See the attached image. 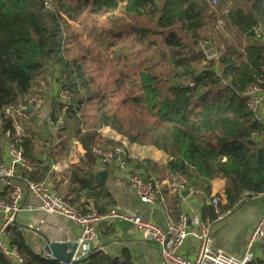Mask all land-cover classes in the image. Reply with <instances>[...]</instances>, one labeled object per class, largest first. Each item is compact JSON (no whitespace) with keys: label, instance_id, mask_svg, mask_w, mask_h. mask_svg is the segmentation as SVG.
Here are the masks:
<instances>
[{"label":"trees","instance_id":"obj_1","mask_svg":"<svg viewBox=\"0 0 264 264\" xmlns=\"http://www.w3.org/2000/svg\"><path fill=\"white\" fill-rule=\"evenodd\" d=\"M53 6L54 10L46 9L43 0H0V126L4 132L14 135L15 130L3 109L30 93L35 79L51 64L59 67V83L70 101L53 104L50 122L56 125L60 117L62 122L65 119L58 131L71 129L68 124H72L88 161L90 156L93 163L97 160L92 149L102 139L98 130L103 127L131 143L162 149L169 156V170L184 173L191 191L207 194L211 202L219 198L217 208L203 205V221L232 211L245 192H264V122L250 110L244 94L251 84L264 87V44L252 32L254 25L264 24V0H233L231 12L221 14L252 40L244 46L229 45L217 60L196 51L203 40L202 29L211 19L218 24L220 17L207 0H55ZM115 11L130 23L111 30L113 41L108 46L122 41L124 48L114 51V63L121 60L132 73L121 69L113 86L101 88L88 69L89 58L71 54L72 41L62 22L64 16L78 20L85 12L90 17ZM113 18L112 23H119V17ZM183 79H192L194 86L182 84ZM22 143L26 157L35 163L32 138L25 136ZM79 168L75 166V172ZM31 173L19 170L16 181L32 180ZM87 176L81 184L102 193L94 176ZM215 179L225 181L224 192L210 196ZM10 191L4 185L0 200L9 201ZM181 198L177 193L176 203ZM174 211L178 221L180 212ZM8 232L25 264H63L35 251L18 228L10 226ZM0 264L12 263L0 252ZM77 264L134 261L127 249L120 255L99 249ZM249 264H264V253Z\"/></svg>","mask_w":264,"mask_h":264},{"label":"crops","instance_id":"obj_2","mask_svg":"<svg viewBox=\"0 0 264 264\" xmlns=\"http://www.w3.org/2000/svg\"><path fill=\"white\" fill-rule=\"evenodd\" d=\"M251 40L252 38L248 37L247 41ZM34 86L30 93L18 101V105L26 109L22 120L37 133L25 134L32 138L34 146L32 156L35 163L31 160L35 166L31 171L32 181L48 179L53 190L62 197L72 200L74 203L72 204L80 211H97L99 209L102 211L101 213H107L116 210L125 215L142 216L163 228L167 227L168 222L177 221L173 215L177 212L174 211V208L180 212V215H199L201 217L203 205L211 204L207 194H196L193 191H190L187 196L180 195L182 198L176 203L177 192L167 182L168 174L171 171L168 168L169 156L165 151L154 145L131 143L126 137L110 127L99 129L98 133L102 139L96 142L93 148L108 149L124 143L127 145L132 170H142L141 162L149 160L155 174L161 177V197L153 205L142 203L131 189L126 174L120 172L115 166L102 165L98 159H95L93 163V156H90L92 162L88 161L86 149L73 131L71 129L58 131L60 125L51 124L49 114L56 99L47 100L45 95H40L39 91H35ZM261 118L264 122V105ZM64 120L63 118V122ZM44 128L49 131L42 133L41 130ZM75 166H80V170L75 172ZM104 170L107 171L106 179L104 184L99 186L96 182V175ZM89 173L94 176L95 186L103 189L102 193L99 194L95 189L81 184L80 180H87ZM3 186L4 184H0V189ZM224 186L223 179L211 181L210 196L223 194ZM263 215L264 197L235 206L232 211L219 219L214 221L206 219L204 222H210L212 225L211 236L217 249L229 254L241 255L246 249L253 227ZM11 226L18 228L33 249L42 253L43 256L47 253L44 252L46 241L42 235L52 242H76L79 238V228L71 220L59 215L45 216L41 211L22 212ZM9 236L8 232L10 241ZM94 247H98L109 255H120L127 249L134 264H164L156 244L143 239L134 231L129 222L121 218H113L100 223ZM197 252L198 243L190 235L181 246L180 253L185 258L193 260L196 258Z\"/></svg>","mask_w":264,"mask_h":264},{"label":"built area","instance_id":"obj_3","mask_svg":"<svg viewBox=\"0 0 264 264\" xmlns=\"http://www.w3.org/2000/svg\"><path fill=\"white\" fill-rule=\"evenodd\" d=\"M218 15H227L232 7H220V0H207ZM55 0H43L46 9H52ZM218 24L223 26L219 17ZM253 36L260 40L264 36V24L258 23L252 27ZM182 84L193 87L192 79H183ZM244 94L248 99V106L256 118L262 121L261 112L264 105V87L258 83L247 87ZM65 98H69L68 91H62ZM25 108L16 104L6 106L3 115L11 120L15 130L14 135L8 130L5 132L7 139L2 143L3 160L0 162V184L11 187L9 201L0 200V252L12 264H25L24 256L17 246L12 245L8 239V229L22 212L41 211L45 216L59 215L71 220L79 228V238L73 259L87 258L98 237V226L104 221L121 218L129 222L134 231L143 239H147L158 247L164 264H249L264 253V215L256 222L248 238L246 249L241 255L226 253L214 246L211 236L212 225L204 222L199 215L181 214L177 222L170 221L166 228L147 220L139 215H125L116 210L101 213L96 210L86 213L80 211L67 199L56 193L49 180L32 181L21 179L16 181L19 170L32 171L34 163L26 157L23 146L25 131L22 118ZM62 118L57 121L60 125ZM58 129V128H56ZM92 153L104 166H115L120 172L126 174L131 189L142 203L155 204L161 197L162 180L156 175L147 160L141 162L142 170H132L129 161L127 145L121 143L113 148L94 147ZM167 182L179 195L184 191H191L189 178L180 171H171ZM264 197V192L250 194L245 192L236 204L243 205ZM211 204L218 207L219 198ZM221 215L219 218H221ZM193 236L198 243V252L195 259H187L180 253V248L189 236ZM52 259L51 255H44Z\"/></svg>","mask_w":264,"mask_h":264},{"label":"rangeland","instance_id":"obj_4","mask_svg":"<svg viewBox=\"0 0 264 264\" xmlns=\"http://www.w3.org/2000/svg\"><path fill=\"white\" fill-rule=\"evenodd\" d=\"M220 1L223 7H233V0ZM53 8L55 9L56 6H53ZM209 8L216 12L220 9H213L210 4ZM113 17H119V23H112ZM220 18L223 20V26L215 24V21L211 19L201 31L203 40L196 51H201L208 59L217 60L229 45H244V43L248 42L249 36L241 34L235 27L231 26L228 17H221L220 15ZM129 23V19L120 11L93 14L90 17L88 13L85 12L81 14L78 20H70L64 16L62 27L65 29L66 37L72 41L70 44L71 54L76 56L82 53V55L85 54L89 58V63L87 64L89 65L88 69L91 70L92 74L97 78L98 82L96 85H100L99 87L103 85H105L106 88L108 86H113L115 80L119 78L122 73L121 69L132 73L131 67L125 65L121 60L114 63V51L124 48L122 41L119 40L117 44L108 46V43L113 41L111 30H116L118 27L125 26ZM259 41L264 43V36ZM96 58H98V60ZM92 59H96V61ZM59 77V67L51 64L48 65L42 74L35 79V91H39L40 95H45L49 101L56 99L54 103H68L70 101L69 98H65L62 95ZM22 123L26 135L37 134L35 133V129L32 130L29 128V124L24 120H22ZM62 126H64L63 123H61L58 128ZM68 127L72 129V124L69 123ZM37 129L40 130V128ZM48 131L49 130L45 128L41 130L42 133H47ZM6 139V134L0 126V140L3 141Z\"/></svg>","mask_w":264,"mask_h":264},{"label":"water","instance_id":"obj_5","mask_svg":"<svg viewBox=\"0 0 264 264\" xmlns=\"http://www.w3.org/2000/svg\"><path fill=\"white\" fill-rule=\"evenodd\" d=\"M107 171H101L96 175V182L99 186H102L105 182ZM190 194V191H184L183 196ZM42 235V234H41ZM46 241L45 251L48 255H51L53 259L58 260L63 264H77L85 261L93 252L99 250L98 247H94L87 258L75 260L73 259L74 252L77 248L76 242H52L45 235H42ZM43 256V254L41 253Z\"/></svg>","mask_w":264,"mask_h":264}]
</instances>
